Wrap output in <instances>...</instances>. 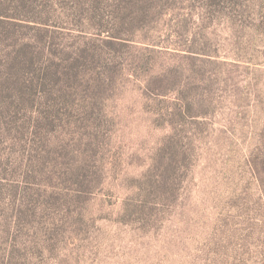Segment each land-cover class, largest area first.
Instances as JSON below:
<instances>
[{"label":"rangeland","instance_id":"374dc122","mask_svg":"<svg viewBox=\"0 0 264 264\" xmlns=\"http://www.w3.org/2000/svg\"><path fill=\"white\" fill-rule=\"evenodd\" d=\"M263 150L264 0H0V264H264Z\"/></svg>","mask_w":264,"mask_h":264},{"label":"trees","instance_id":"16d2710c","mask_svg":"<svg viewBox=\"0 0 264 264\" xmlns=\"http://www.w3.org/2000/svg\"><path fill=\"white\" fill-rule=\"evenodd\" d=\"M254 165L255 166L257 165V173L256 172L255 173L257 175L258 180L261 182V184H262V186L264 188V156H263V160L262 161L256 162Z\"/></svg>","mask_w":264,"mask_h":264}]
</instances>
